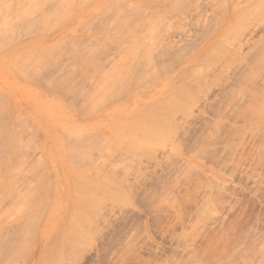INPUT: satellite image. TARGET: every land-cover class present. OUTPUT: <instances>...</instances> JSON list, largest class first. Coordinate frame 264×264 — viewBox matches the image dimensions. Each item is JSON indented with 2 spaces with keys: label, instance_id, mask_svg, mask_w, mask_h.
Segmentation results:
<instances>
[{
  "label": "rangeland",
  "instance_id": "374dc122",
  "mask_svg": "<svg viewBox=\"0 0 264 264\" xmlns=\"http://www.w3.org/2000/svg\"><path fill=\"white\" fill-rule=\"evenodd\" d=\"M0 178V264H264V0H0Z\"/></svg>",
  "mask_w": 264,
  "mask_h": 264
},
{
  "label": "bare ground",
  "instance_id": "6f19581e",
  "mask_svg": "<svg viewBox=\"0 0 264 264\" xmlns=\"http://www.w3.org/2000/svg\"><path fill=\"white\" fill-rule=\"evenodd\" d=\"M135 7H136V6H134V8H135ZM153 24H154V23H153ZM153 24H152V25H153ZM146 38H147V37H146ZM260 109H261V108H260ZM262 111H263V110H262ZM11 169H12V167H11ZM0 179H1V178H0ZM6 181H7V180H6Z\"/></svg>",
  "mask_w": 264,
  "mask_h": 264
}]
</instances>
